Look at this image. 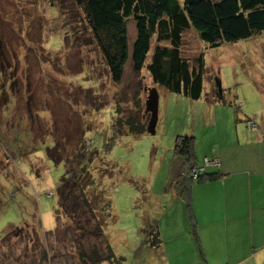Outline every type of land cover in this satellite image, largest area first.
I'll use <instances>...</instances> for the list:
<instances>
[{"label": "rangeland", "instance_id": "374dc122", "mask_svg": "<svg viewBox=\"0 0 264 264\" xmlns=\"http://www.w3.org/2000/svg\"><path fill=\"white\" fill-rule=\"evenodd\" d=\"M79 18L69 0H0V59L7 63L0 60V250L10 242L13 228L32 235L38 248L58 243L56 233L67 221L57 187L62 177L69 178L66 164L72 167L80 136L92 140L91 149L97 152L86 163L89 184L84 192L99 193L102 204L108 202L102 233L114 256L122 258L120 264H151L158 261L157 253L142 243L141 229L146 222H156L169 196L164 189L180 180L174 138L193 137L195 162L201 166L205 154L233 137L230 119L235 112H251L248 118L264 130V33L209 48L191 31L185 32L182 56L194 62L201 53L203 64L201 96L192 101L152 86L144 68L152 46L135 76L129 58L135 34L131 22L126 25L123 81L111 82L99 55L84 42L89 34ZM217 80L220 97L214 87ZM137 84L142 91H156L154 134L145 130L120 136L105 154L111 122L133 111L138 96L144 107L146 93L133 87ZM207 102L216 107L233 104L229 121L224 108L213 109ZM236 126L242 129L243 121ZM15 247L22 249L20 243ZM47 251L51 258L54 249ZM54 264L80 262L61 256Z\"/></svg>", "mask_w": 264, "mask_h": 264}, {"label": "trees", "instance_id": "16d2710c", "mask_svg": "<svg viewBox=\"0 0 264 264\" xmlns=\"http://www.w3.org/2000/svg\"><path fill=\"white\" fill-rule=\"evenodd\" d=\"M69 4L79 14V22L84 23L89 34L84 42L92 47L97 57L99 55L111 82L123 81V67L128 58L126 25L131 22L135 34L129 58L135 76L144 66L146 54L152 46L150 59L144 66L152 86L162 87L168 93L192 101L201 96L203 64L201 53L194 62L182 56L185 32L191 31L198 41L209 48L264 33V0H69ZM3 46L0 39V48ZM0 60L7 66L2 57ZM3 70L0 64V71ZM14 85L15 81L12 80L10 88L13 89ZM126 87L129 88V84ZM133 87L140 89L141 85ZM143 91L146 93L145 100L148 89ZM137 98L133 111H124L111 122V134L108 142L103 143V153H108L120 136L145 133L148 114L143 112L140 97ZM251 122V119H245L247 128H251ZM91 145L92 140L78 137L72 167L66 164L69 178L62 177L57 187L67 221L61 232L56 233L60 235L58 243L53 247L38 248L32 235L23 233L21 228H13L8 238L10 242L5 244L4 251L0 250V264H54L61 256L71 258L72 262L76 259L80 264H120L122 258L114 256L102 233L103 218L109 214L108 202L102 204L99 193L84 192L86 184H89L86 163L97 153L91 149ZM172 151L181 161L182 173L180 180H172L164 192L169 194L168 198H176L183 203L191 233L195 237L191 188L222 175L217 171L205 172L203 167L217 166L205 165L203 160V167L196 164L193 137L176 136ZM58 152L61 154L60 149ZM56 158L61 161L60 156ZM97 205L102 208L98 210ZM141 233L144 245L152 250L159 248L161 239L156 223L151 225L146 222ZM16 243L21 244V250L16 249ZM48 248L54 249L51 258Z\"/></svg>", "mask_w": 264, "mask_h": 264}, {"label": "crops", "instance_id": "0c3cea01", "mask_svg": "<svg viewBox=\"0 0 264 264\" xmlns=\"http://www.w3.org/2000/svg\"><path fill=\"white\" fill-rule=\"evenodd\" d=\"M207 103L213 109L224 108L229 121L233 104ZM250 113L235 112L228 144H217L202 157L212 155L218 163L217 167L201 164L205 172L222 176L191 188L195 237L183 203L169 197L162 204L155 222L161 244L153 250L158 261L151 264H264V130L247 128ZM238 121L244 123L239 130Z\"/></svg>", "mask_w": 264, "mask_h": 264}, {"label": "water", "instance_id": "95a60500", "mask_svg": "<svg viewBox=\"0 0 264 264\" xmlns=\"http://www.w3.org/2000/svg\"><path fill=\"white\" fill-rule=\"evenodd\" d=\"M214 87L216 89L217 96L220 95V86L218 80L215 81ZM144 113L148 114V120L146 123V132L150 135L154 134V127L156 123L157 114V94L155 89H150L147 91L146 98L144 100Z\"/></svg>", "mask_w": 264, "mask_h": 264}, {"label": "built area", "instance_id": "2783aa9c", "mask_svg": "<svg viewBox=\"0 0 264 264\" xmlns=\"http://www.w3.org/2000/svg\"><path fill=\"white\" fill-rule=\"evenodd\" d=\"M250 126H251V128H250L251 130H254L256 128L253 122L250 123ZM203 162L205 165H208V166H217L218 165L216 159H211V160L203 159ZM194 177H195V174L192 175V178H194Z\"/></svg>", "mask_w": 264, "mask_h": 264}]
</instances>
